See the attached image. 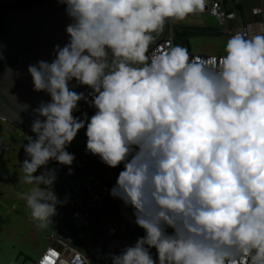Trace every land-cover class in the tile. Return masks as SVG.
Returning a JSON list of instances; mask_svg holds the SVG:
<instances>
[{
    "label": "clouds",
    "instance_id": "1",
    "mask_svg": "<svg viewBox=\"0 0 264 264\" xmlns=\"http://www.w3.org/2000/svg\"><path fill=\"white\" fill-rule=\"evenodd\" d=\"M57 2L69 39L27 68L34 91L50 97L32 110L20 168L29 187L17 193L37 227L66 203L49 163L71 175L67 148L85 129L87 152L123 164L109 194L144 230L111 264H264V26L233 34L218 61L181 46L149 56L166 23L202 12L205 0ZM82 100L91 117L74 115Z\"/></svg>",
    "mask_w": 264,
    "mask_h": 264
},
{
    "label": "rangeland",
    "instance_id": "2",
    "mask_svg": "<svg viewBox=\"0 0 264 264\" xmlns=\"http://www.w3.org/2000/svg\"><path fill=\"white\" fill-rule=\"evenodd\" d=\"M256 3V0H226V6L230 10H234L237 14V18L234 20L236 27L241 24L242 21L249 20L252 18L251 8ZM240 4V6H239ZM1 8H3L1 6ZM4 9V8H3ZM185 25L189 27H211L218 30V33L214 35H194L188 36V44L190 51L198 53H224V47L226 41L230 38L229 31L226 27L220 25L218 19L208 14L206 11L199 12L195 15L189 16L184 21L173 22L174 27L178 28V25ZM167 23L163 31L155 35L154 41L149 46V50L153 48L163 37ZM176 31L174 36L177 37ZM148 50V51H149ZM83 113L80 116L83 117ZM95 109L92 110V115ZM27 135H34L31 132V127L18 128L16 131H8L7 128L0 124V258L9 262L10 259L18 255V251L23 253L29 252L31 254V243H37L42 241L40 239L46 233H50L54 230V224L49 225L44 229H36L32 226H36V222L30 217V212L26 207L23 200L19 199L17 193L20 191H27V185L20 182L22 173L20 172L21 161L25 157L22 145L27 143ZM86 140L85 129H81L68 146L75 155V160L72 164L74 167H94L98 166L102 171L104 178L111 183L113 186L116 183L117 176L120 168L123 167L121 164L117 168H110L101 162L98 156H94L86 151ZM50 168H54L53 161L49 163ZM87 174L85 172H77L75 174L76 179H82ZM58 178V177H57ZM55 190V188H54ZM56 192V190H55ZM57 194V192H56ZM59 197V195L57 194ZM68 206L64 204L57 207V215L52 218L53 223L60 216H65ZM117 214V213H116ZM114 216H116L114 214ZM118 217H121L118 215ZM121 218H117L120 222ZM95 220L90 218V225L84 227L87 236L83 241L87 244L92 245L94 254H96L98 248V227L94 226ZM123 232V228L119 230ZM128 234L137 240L138 237L144 235V231L134 229L128 232ZM40 245V244H39ZM38 245V246H39ZM32 253H38V247H32ZM153 255L155 256V250L153 249ZM94 264H108L103 262L99 257H95Z\"/></svg>",
    "mask_w": 264,
    "mask_h": 264
},
{
    "label": "water",
    "instance_id": "3",
    "mask_svg": "<svg viewBox=\"0 0 264 264\" xmlns=\"http://www.w3.org/2000/svg\"><path fill=\"white\" fill-rule=\"evenodd\" d=\"M0 5L4 8L3 19L9 26L8 34L0 39V118L14 127H25L34 119L32 110L42 101L50 100L46 93L34 91L27 68L37 61L50 62L54 58V46H63L69 39L65 29L71 21L66 15L65 5L57 0H0ZM8 69L13 70L12 75L5 73ZM70 88L78 93L84 92L86 96L91 91L86 86H76L75 81L71 82ZM22 105L30 107L24 111L20 107ZM70 167L75 172L83 170L103 179L97 166ZM128 208L130 212L122 207L126 216L133 219L134 229L144 231L134 223L133 210ZM107 210L108 219L113 224L109 205Z\"/></svg>",
    "mask_w": 264,
    "mask_h": 264
},
{
    "label": "built area",
    "instance_id": "4",
    "mask_svg": "<svg viewBox=\"0 0 264 264\" xmlns=\"http://www.w3.org/2000/svg\"><path fill=\"white\" fill-rule=\"evenodd\" d=\"M203 11L218 19L220 25L228 29L230 37L236 32H252L264 26V0H256V3L251 8L252 18L242 21L236 27H231V25H234L237 14L234 10L227 8L226 0H205ZM174 33L175 27L173 21L170 20L167 22L163 37L148 51L147 55L163 53L171 47L179 46L175 42ZM188 52L191 58L217 61L224 55L223 53L192 52L190 49ZM93 109L91 107L84 114L91 117ZM53 166L57 170L62 197L66 199L67 204L70 206L69 217L76 231L72 232L66 223L59 230L50 233L47 236L49 240L57 241L61 244V248L49 244L35 260L34 264H91V259L76 249L72 245V241L85 235L83 228L88 225L93 211L105 199L112 184L104 178L102 172L103 179L95 174H89L83 179H76V172L72 171V174L69 175V169L65 165L53 161ZM135 242L136 239L129 234L114 236L105 243L102 255L111 264L110 253H119L125 246L132 245Z\"/></svg>",
    "mask_w": 264,
    "mask_h": 264
},
{
    "label": "crops",
    "instance_id": "5",
    "mask_svg": "<svg viewBox=\"0 0 264 264\" xmlns=\"http://www.w3.org/2000/svg\"><path fill=\"white\" fill-rule=\"evenodd\" d=\"M85 168H87V167H85ZM121 170H123V167L120 168V171ZM77 172H85L87 175L91 174V173L83 171V170H77L76 173ZM60 187L61 186H60L59 180L57 178V180L55 182V185H54V188H55L57 194L59 195V199L64 201L65 199L62 197ZM109 192L105 196V199L100 204H98V206L93 211L92 216L90 217V218H93V220H95L94 226L96 225L98 227V229H99V231L97 233L98 234V248H97L96 254H94V251L92 249V245L87 244V243H85L83 241V239L87 236L86 230H84L85 235L83 237L75 238L72 241V245L76 249H78L80 252H82L83 254H85L86 256H88L91 259V264H94L93 261H94L95 257H99L100 260H102L103 262H107L104 259L102 253H103V250H104L105 243L110 238H112L114 236L128 234V232L134 230L133 226H135V225L132 224V222H133L132 220L133 219L130 220V218L126 216V213L122 209V207H123L125 209V211L130 212L129 208L128 207L126 208L123 205L122 201H120L119 199H115V198L111 197ZM65 205L68 206L67 211L65 213V216L58 217V219L55 221V223L52 222V225L54 224L55 229L51 230L50 233L59 230L66 223H67L66 225L69 226V228H70V230L72 232L76 231V228L72 225L71 219L69 217L70 216V206L67 204V202L65 203ZM108 205L110 207V214H111V216L113 218V224L108 219V213H109L108 210H107ZM114 214L116 216H114ZM118 215L121 216V217H118ZM117 218H121L123 220L118 222ZM89 223H90V219H89ZM89 223H88V225H90ZM88 225H87V227H88ZM32 226L34 228H36V229H39L37 227V225L35 226L34 224H32ZM121 228H123V232L122 233H120V231H119V230H121ZM50 233H46L44 236H42L40 238V239H42V241L40 240V242H38V244L37 243H31V254L29 252L23 253L22 251H18V255L13 257L12 259H10L9 262H5V260L0 258V264H34L35 260L39 257V255L43 252V250L49 244H52V245L56 246L57 248H61V244L60 243H58L55 240H49V238L47 236ZM33 246L34 247L35 246L38 247V253L36 252L35 253L36 255H34L32 253V250H33L32 247ZM100 247L102 248V250H101Z\"/></svg>",
    "mask_w": 264,
    "mask_h": 264
},
{
    "label": "trees",
    "instance_id": "6",
    "mask_svg": "<svg viewBox=\"0 0 264 264\" xmlns=\"http://www.w3.org/2000/svg\"><path fill=\"white\" fill-rule=\"evenodd\" d=\"M240 6V4H239ZM3 14H4V9L1 8L0 5V39L5 37L8 34L9 31V26L7 24V22L3 19ZM180 29V32L178 31ZM175 31L176 34L182 33L183 31H188V35H186L185 37L187 38L188 36H194V35H214L216 33H218L217 29L211 28V27H189V26H185V25H178V28L175 27ZM175 34V35H176ZM185 37H174L175 38V42L179 45V46H183L184 48L189 47L188 44V39H186ZM190 49V48H189ZM91 107L89 106V104L82 102L79 106H78V110L74 113V115L76 116H80V113H83L85 110H89ZM69 152L72 153V151L69 149ZM61 189V187H60Z\"/></svg>",
    "mask_w": 264,
    "mask_h": 264
},
{
    "label": "flooded vegetation",
    "instance_id": "7",
    "mask_svg": "<svg viewBox=\"0 0 264 264\" xmlns=\"http://www.w3.org/2000/svg\"><path fill=\"white\" fill-rule=\"evenodd\" d=\"M178 31L180 32V29ZM179 32L177 34H179ZM186 35H188V31H183L182 34L179 35L178 37L181 38V37H185ZM0 124H2L3 127L7 128L8 131H16L18 130V128H24V127H14L11 124L9 125V123L2 118H0ZM28 126H25V127H28Z\"/></svg>",
    "mask_w": 264,
    "mask_h": 264
}]
</instances>
